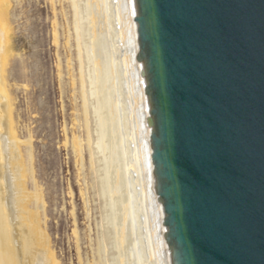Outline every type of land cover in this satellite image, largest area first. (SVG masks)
<instances>
[{
  "label": "water",
  "instance_id": "95a60500",
  "mask_svg": "<svg viewBox=\"0 0 264 264\" xmlns=\"http://www.w3.org/2000/svg\"><path fill=\"white\" fill-rule=\"evenodd\" d=\"M174 264H264V0H136Z\"/></svg>",
  "mask_w": 264,
  "mask_h": 264
},
{
  "label": "bare ground",
  "instance_id": "6f19581e",
  "mask_svg": "<svg viewBox=\"0 0 264 264\" xmlns=\"http://www.w3.org/2000/svg\"><path fill=\"white\" fill-rule=\"evenodd\" d=\"M70 5L80 117L85 141L98 159L113 252L109 262L102 238L100 264H174L150 157L153 127L146 78L140 74L144 60L133 20L136 0H70ZM7 10L8 0H0V264H56L37 211L32 216L25 208L23 141L13 125L6 79Z\"/></svg>",
  "mask_w": 264,
  "mask_h": 264
},
{
  "label": "rangeland",
  "instance_id": "374dc122",
  "mask_svg": "<svg viewBox=\"0 0 264 264\" xmlns=\"http://www.w3.org/2000/svg\"><path fill=\"white\" fill-rule=\"evenodd\" d=\"M7 18L6 79L23 141L25 208L32 216L37 211L56 264L102 263V238L110 262L98 159L85 141L79 111L70 0H8Z\"/></svg>",
  "mask_w": 264,
  "mask_h": 264
}]
</instances>
